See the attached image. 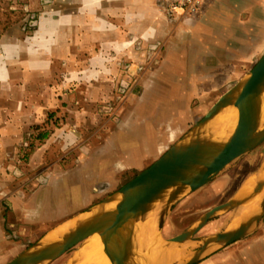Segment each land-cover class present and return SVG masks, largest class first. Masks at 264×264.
Returning <instances> with one entry per match:
<instances>
[{"label": "crops", "instance_id": "1", "mask_svg": "<svg viewBox=\"0 0 264 264\" xmlns=\"http://www.w3.org/2000/svg\"><path fill=\"white\" fill-rule=\"evenodd\" d=\"M38 3L35 0L34 5ZM161 3V0H61L57 11L49 13L33 33L27 35L16 29L2 38L0 264L10 263L36 238L34 244L44 237L43 244L51 241L48 238L52 234L69 226L84 212L85 206L92 204L93 198L84 192L87 180L69 166L55 162L42 186H36L37 181L27 186L30 193L18 191L20 185L15 186L13 179L7 178L6 168L15 164L23 145L35 141L26 168L35 170L48 164L58 150L53 146L56 137L75 123L74 117L80 118L107 94L100 84L85 86L84 79L101 78L107 72L105 62L114 52L127 59L137 55L133 51L138 44H164L167 47L164 62L181 56L200 62L197 73L188 71L185 76L224 78L226 83L243 77L245 69L264 54V0H204L197 15L186 17L176 27L177 20L167 19ZM68 112L73 116H67ZM56 116H64L66 123L62 121L58 125L63 128L53 130L52 117ZM143 120L142 112L137 115L129 112L111 129L107 142L113 148L112 155L99 162L103 167L105 164V174L114 178L129 171L145 170L182 130H171L159 138L158 131H149ZM149 133L157 136L150 137ZM42 134L47 137L41 139ZM263 168L264 158L229 200L252 192L263 176ZM63 180L68 184L64 186ZM75 188L82 206L70 212L73 200L68 201L66 193ZM48 189L55 192L49 194ZM259 198L231 211L224 230L238 226L254 214L259 209ZM151 220L154 222L155 216ZM155 230L154 225L136 230V240L144 246L150 244L156 239ZM188 248L166 252L161 263L186 261L190 257ZM198 264H264V218L247 237L212 252Z\"/></svg>", "mask_w": 264, "mask_h": 264}, {"label": "rangeland", "instance_id": "2", "mask_svg": "<svg viewBox=\"0 0 264 264\" xmlns=\"http://www.w3.org/2000/svg\"><path fill=\"white\" fill-rule=\"evenodd\" d=\"M60 2L61 0H39V3L34 5L35 0H0V42L5 35L16 29L27 35L33 33L49 13L57 11L56 8L60 7ZM184 19L177 20L174 26L181 24ZM166 48L164 44L148 46L138 44L134 46L135 51H133L137 55L127 59L114 52L105 62L107 72L101 78L84 79L85 86L100 84L107 94L87 109L80 118L74 117L75 123L69 125L62 135L56 137L53 146H57L58 150L53 152V157L47 165L42 164L35 170L26 168L36 141L21 147L22 152L15 160V164L12 168L8 166L6 168L7 178L13 179L15 186H22L21 188L19 186L18 191L30 193L31 190L27 186L34 181H37L36 186H42L49 178L52 166L57 162L81 173L87 180L84 192L93 198L92 204L85 206L84 211L88 210L122 189L144 171H129L113 178L111 174L104 173L105 164L103 167L102 163H99L100 160H106L112 155L113 148L107 142V137L114 125L118 124L126 114L131 112L137 115L142 112L143 123L147 124L149 131H158L159 138L163 134L168 135L171 130L182 129L179 137L161 154L163 156L204 118L222 95L249 74L258 62H255L251 68L245 69L243 77L229 79L226 83L224 78L185 76L188 71L196 72V66L200 65V62L195 59L190 60L186 56L164 62L163 55ZM197 69L200 68L197 67ZM66 115L72 114L68 112ZM52 118H54V125L51 129L63 128L58 124L62 121L66 123L64 116ZM77 123L80 124L77 125ZM263 127L264 124L261 128ZM156 133H149V136L155 137ZM67 134L72 138H67ZM163 142L167 143L166 140ZM263 158L264 144L233 161L214 182L182 197L169 212L162 232L163 239L167 240L180 235L213 207L227 202L245 178L258 169ZM158 159L151 161L146 169ZM63 184L67 185L68 181L63 180ZM53 192H55L54 189L47 191L49 194ZM66 194L68 201L70 198L73 200V206L69 208V211H78V208L82 206V199L76 192V188L73 192ZM231 216L232 212L217 216L196 237H207L222 232ZM37 240L38 238L28 243L25 250ZM186 245H189L191 257L200 249L202 243L191 241ZM214 249L221 248L218 246ZM75 250L76 248L51 264H66Z\"/></svg>", "mask_w": 264, "mask_h": 264}, {"label": "water", "instance_id": "3", "mask_svg": "<svg viewBox=\"0 0 264 264\" xmlns=\"http://www.w3.org/2000/svg\"><path fill=\"white\" fill-rule=\"evenodd\" d=\"M229 106H234L238 110V123L231 138L224 144L201 138L200 131ZM263 106L264 55L249 74L222 95L204 118L148 169L116 193L78 215L72 221H76L77 224L58 241L42 246L46 238L44 237L8 264H51L75 248V254L66 264H79L75 257L84 244L95 235L100 237L111 264H140L146 253L136 242V224L155 212L159 204L156 231L162 237L169 212L182 197L214 182L233 161L263 145L264 128H261ZM258 197L260 209L246 221L211 236L196 237L212 219L247 205ZM115 198L118 199V203L114 210L88 222H81L84 216L109 204ZM263 218L264 173L252 192L213 207L180 235L162 240L166 246H182L191 241L201 242L200 249L194 255L178 263L198 264L212 252L219 250L214 248L218 246L223 248L247 237Z\"/></svg>", "mask_w": 264, "mask_h": 264}, {"label": "bare ground", "instance_id": "4", "mask_svg": "<svg viewBox=\"0 0 264 264\" xmlns=\"http://www.w3.org/2000/svg\"><path fill=\"white\" fill-rule=\"evenodd\" d=\"M261 122H262V124L264 123V106H263V110H262ZM237 123H238V110L234 106H229V107L223 109L209 124H207L200 131L199 134H200L201 138H203L205 140H208V141H211V142L217 143V144H224L233 135V133L237 127ZM258 198H256V199H258ZM258 202H259V209H260V198H259ZM117 203H118V199L115 198L109 204L102 206V207H99V208L95 209L94 211H92L89 215L84 216L81 219V222H83V223L88 222L97 216H100V215H102L108 211L114 210L117 206ZM156 207L157 208H156L155 212H153L152 214H149L145 220H142L136 224V227H135L136 230L141 229V228H148L149 229L153 225L156 228V213L160 207L159 204ZM259 209H257L256 212H258ZM254 214L249 215L244 221L249 219ZM152 216H155L154 222H152V220H151ZM244 221H242V222H244ZM69 224L70 225L65 227L64 229L62 228L61 231L58 232V234L56 233V234H54V236H52L53 235L52 234L51 238H48V239H51V241L45 242L46 244L42 243V246L51 244V242L56 237L57 238L55 241H58L68 230L73 228L77 224V222L75 221V222H72ZM155 232H156V239L151 241L150 244H148V245L144 246L138 241L139 239L136 240L138 247L142 248V250H144L146 253L145 258H143L140 261V264H159L160 259L166 254V252L171 251L172 249H177L178 247L189 246V245L166 246L163 243L162 237L157 233L156 230H155ZM143 236H145V235H143ZM84 245H85V246H83L84 248H82L80 253L75 257V259H77L79 261V264H111L109 258L107 257V255L104 252L103 243H102V241L98 235H95L92 238H90ZM179 253H181V252H179ZM176 254H178V253H176ZM182 254H183V252H182ZM182 257H184V254ZM160 263H161V261H160Z\"/></svg>", "mask_w": 264, "mask_h": 264}, {"label": "built area", "instance_id": "5", "mask_svg": "<svg viewBox=\"0 0 264 264\" xmlns=\"http://www.w3.org/2000/svg\"><path fill=\"white\" fill-rule=\"evenodd\" d=\"M164 15L169 20H180L197 15L204 0H161Z\"/></svg>", "mask_w": 264, "mask_h": 264}, {"label": "trees", "instance_id": "6", "mask_svg": "<svg viewBox=\"0 0 264 264\" xmlns=\"http://www.w3.org/2000/svg\"><path fill=\"white\" fill-rule=\"evenodd\" d=\"M46 137H47L46 134H42V135H40V138H41V139H45Z\"/></svg>", "mask_w": 264, "mask_h": 264}]
</instances>
